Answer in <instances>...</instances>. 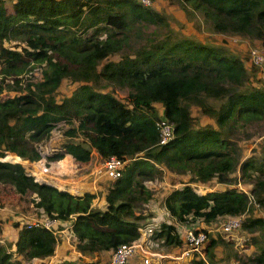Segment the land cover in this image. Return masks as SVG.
Instances as JSON below:
<instances>
[{
    "label": "trees",
    "instance_id": "1",
    "mask_svg": "<svg viewBox=\"0 0 264 264\" xmlns=\"http://www.w3.org/2000/svg\"><path fill=\"white\" fill-rule=\"evenodd\" d=\"M178 1L184 11L201 15L209 33L217 37L215 42L180 35L154 5L146 7L138 0H0L1 91H15L0 99V158L13 153L39 160L35 143L47 140L64 122L65 134L81 133L101 160H127L121 175L110 179L103 208L92 206L93 193L77 196L38 183L21 163L0 161V182L11 184L21 196L35 193L33 206L39 217L69 222L76 248L85 257L111 252L149 226L154 228L152 240L179 246L181 225H209L244 214L241 229L258 252L238 258V263L264 264V245L257 240L264 229V155L241 161L232 140L239 127L264 123V69L251 61L248 50L225 39L236 37L263 48L264 0ZM140 25L165 32L132 47ZM35 68L41 73L39 80L32 77ZM64 79L77 86L57 99ZM103 82L126 89V98L104 91ZM202 117L209 121L201 124ZM160 120L173 125V137L162 145ZM63 150L75 161L90 160L82 144L67 142ZM34 166L38 180L66 187L46 174L42 160ZM164 169L189 178L165 195V213L157 220L149 213L152 190L145 181L160 179ZM238 179L259 204L253 213L247 194L227 186ZM211 182L226 186L204 194L191 186ZM67 189L75 194L87 190L72 184ZM13 227L14 241L0 224V264H24L22 260L53 254L58 243L53 231L27 222ZM217 243L212 239L205 250L210 264H222L213 250ZM194 264L205 263L198 257Z\"/></svg>",
    "mask_w": 264,
    "mask_h": 264
},
{
    "label": "rangeland",
    "instance_id": "2",
    "mask_svg": "<svg viewBox=\"0 0 264 264\" xmlns=\"http://www.w3.org/2000/svg\"><path fill=\"white\" fill-rule=\"evenodd\" d=\"M152 6L155 7L160 13H162L166 17V20L170 24L172 29H174L177 33H180V35L196 37L198 36L203 37L205 41L215 42L214 40L217 37L212 36V34L209 33V27L203 22L201 15H199L198 13L189 14L187 11H184L182 4L178 0H153ZM135 30H137V26L134 28L133 32ZM164 32L165 29H160L153 25H140L137 32V34H139V38L136 39V35H134L133 41L135 42H133L132 47H136L138 44L146 42V40H152L154 38L161 37ZM249 46L260 48L259 45L254 42L249 43ZM114 58H116V56L111 57V59ZM104 63L105 60H102L98 68L100 69ZM32 77L35 80L41 79V73L37 68H35V70L33 69ZM76 86L77 83H71L69 80L64 79L58 89L57 99H61L64 96H69L72 91L76 88ZM101 88L104 89V91H112L114 95L117 98H120L121 100H124L126 98V89H122L113 85H108L106 84V82H103V84H101ZM4 90L5 91H3L2 95L0 96V99L12 97L15 94V91L12 89L10 90L9 88H5ZM159 113H161V108L159 109ZM198 116L199 115L197 114V117ZM207 121L209 120L205 117H202L200 119L201 124ZM67 129L68 126L64 122H61L57 124V126L51 131L47 140H42L40 142L35 143V147L40 153V159L37 161L31 162L13 153H8L5 157L0 159L7 160L9 159L7 158L8 156H17L18 159L14 160L21 163L25 168V171L33 175L34 178H36V168L34 164L42 160L44 168L46 169V174L51 175L62 183H65L66 187L68 184H72L81 188L86 187V189H88L86 191H89L90 187H94L96 190L95 195L100 196L102 192L105 191V188L110 185L111 182L104 174V170L102 168V160L99 157L96 161H94L95 154L93 152H95V150L92 151L89 141L81 133L76 132L75 136H67L65 134V131ZM236 132H238V134L234 136L232 140L239 147L238 152L240 154L241 161L251 156L261 157L264 155L263 122L258 124H249L246 126H241L237 129ZM67 142H74L84 145L89 151L90 160L92 159L91 162H89V160L86 163H79L77 161H74L73 159L67 160L66 158L69 156L65 154L63 150V144ZM58 153H62L63 156L59 159L54 158L53 156ZM64 157L66 158L62 160ZM60 160H62V162H58ZM234 174L236 175V177L240 176L239 170L237 169ZM187 177L188 176H178L177 174H174L164 169L163 176L160 179L153 181H145V185L152 190L151 208L149 209V213L151 212L152 214L151 217H154L156 214L161 216L162 213H165L162 212V199L171 190L180 187L182 183L188 181L187 179L189 177ZM237 182H240L241 185L244 186V181L241 182L240 179H238ZM237 182H235L234 184H227V186L238 188ZM216 184V182H211L208 184L209 186L205 185L204 187L214 188ZM220 186L223 187L224 184H220ZM202 190H206V188H203ZM34 200H36L35 194L27 192L25 195L20 196L15 192L14 187L11 184L0 182V224L4 223L6 234L12 232L14 228V223H32L34 221L44 219L37 215L34 210V207L33 210L31 209L29 203H33L34 205ZM95 207L98 208L97 206ZM252 210L253 209L250 210L251 213H253ZM33 213L35 215H33ZM215 224L216 223H214L213 225ZM240 231L243 232L245 236V241L243 245L246 246L245 248L251 249L249 254L244 252L242 254H238L236 252V249L232 248V240L226 239L218 231H213L209 233V240L213 239L218 241L215 246H220L222 248L223 254H225V257H227V259L232 257L238 261V258L243 259L258 252V247H255L256 244L254 243V240L248 239L250 236L249 233L243 229H241ZM263 233L264 229H261L257 237L258 243L261 245H264ZM13 237V235H8L9 240H13ZM57 239L58 243L60 244L62 239L60 238V236H57ZM1 242H3V240H1ZM209 244L210 243L208 242L204 246V248L206 247L207 249V246ZM72 260L64 262L70 263L72 262ZM22 261L24 262V264L29 263L25 260ZM74 261L78 263L82 262V260L79 259H74ZM225 264H228V261Z\"/></svg>",
    "mask_w": 264,
    "mask_h": 264
},
{
    "label": "built area",
    "instance_id": "3",
    "mask_svg": "<svg viewBox=\"0 0 264 264\" xmlns=\"http://www.w3.org/2000/svg\"><path fill=\"white\" fill-rule=\"evenodd\" d=\"M143 6L150 7L152 6L153 0H138ZM249 55L251 61L264 69V47H252L249 50ZM3 91H1V82H0V96ZM159 130V144L167 143L173 137V125L160 120L157 123ZM127 160L119 158L117 156H110L109 158L102 160V168L104 174L108 179H115L119 177L122 173V169ZM193 189L197 192H203V186L192 185ZM237 189L248 196L249 206L253 210L259 208V204L254 202L253 196L249 191L241 185L240 182H237ZM264 218V211L262 213ZM244 214L240 216L228 217L212 227L207 225L200 224L193 226H181L182 227V243L178 246L180 247L177 253L163 254L160 250L156 248L159 247L157 241L151 239V235L154 231L153 226H149L143 229L138 238L132 240L129 243H123L117 246L114 250L110 252L109 260L106 264H128L129 260L134 258V256L139 255L141 259V264H162L160 260L164 259L166 262L171 261L176 264H194V259L201 257L205 264H209L205 259L204 245L208 240L209 233L213 231L220 232L226 239H233L235 233L240 230L241 223L243 220ZM34 226H42L47 230L53 231L56 235L61 234V230L56 228L58 222L56 219L45 218L42 220H37L30 223ZM67 230V229H66ZM180 262V263H179ZM164 264H167L164 262Z\"/></svg>",
    "mask_w": 264,
    "mask_h": 264
},
{
    "label": "crops",
    "instance_id": "4",
    "mask_svg": "<svg viewBox=\"0 0 264 264\" xmlns=\"http://www.w3.org/2000/svg\"><path fill=\"white\" fill-rule=\"evenodd\" d=\"M222 37H223L222 35L219 36V38H222ZM225 39L228 41V44H230L231 46L242 47L243 49H246L248 51L250 50V48H252L251 46H249V44H247L245 41H243V40H241L239 38L226 36ZM91 148H92V151L95 150L92 146H91ZM93 153L95 154L94 161H96L100 156L98 155V153L96 151L93 152ZM67 155H69V154H67ZM69 156L71 157V159H67V160H72V159L74 160V158L71 155H69ZM66 157H64L62 160H64ZM62 160H60L58 162H61ZM91 160L89 162H91ZM79 163H86V162H79ZM192 184L199 185V183H192ZM199 186H204V185L200 184ZM225 186L226 185L221 187L220 183H217L214 188H221L222 189ZM206 188L209 189L208 187H206ZM106 189L107 188H105V191H103L100 196L99 195H95V198L92 200V206L93 207L97 206L98 208H103L106 205V200H105ZM86 192L95 194L96 190H95L94 187H90L89 191L84 190V191H82L81 194L83 195ZM33 194H35V193H33ZM29 204L31 206V209L33 210V207H34L33 203H29ZM162 212H164V208H163ZM33 215H35V214L33 213ZM163 215H164V213H162L161 216L156 214L155 217H156L157 220H160V219L162 220L163 219ZM164 221H167V220H164ZM68 223L69 222H59L60 225H63V226H61L63 228L61 229V234H60V238L62 239V241H61L60 244L57 243V245L55 247V250H54V252H53V254L51 256H48V257L43 258V259L33 258L31 261H27L29 263H26V264H66V262H64V261H69V260H72V259H73L72 261H74V259L75 260L81 259L84 262L92 261V262H98L99 264H106L108 262V260H109L110 252L94 253L90 257H85L84 255H82L77 250L76 245L78 243V240L72 234V232L69 231V229L66 230V227L69 226ZM201 224H204V223L202 222ZM201 224H200V227H201ZM181 226H183V225H181ZM212 226H214V225L213 224L208 225V227H212ZM5 234H6V232H5ZM6 235L7 236L8 235H13L14 237H13L12 241H14L15 237H16V231L13 230L12 232H10L9 234H6ZM208 237H209V235H208ZM244 237L245 236H244L243 232H241V231L236 232L235 235H234V238L231 239L232 240L231 242L233 244L232 248H235L236 252H237V250H240L241 254L243 252L249 254L251 249L250 248H245L246 246L243 245V243L245 241ZM211 240L212 239L209 240V238H208L206 244L208 242L210 243ZM158 245H159V247H157L156 249L160 250L163 254L177 253V251L180 248L178 246H172V245H164V246H162L159 243H158ZM14 249H15V247L13 246L12 250H14ZM205 250H206V247L204 248V251ZM214 254L217 256L216 259H218L222 264L227 263V261H228V264H239L238 261L235 258L231 257V258L227 259V257H225V254H223V250H222V248L220 246H214ZM164 262L167 263V264H174L171 261L166 262L165 259H164ZM164 262H163V260H160V263L164 264ZM128 264H141V259H140L139 255H136V256H134V258L129 260Z\"/></svg>",
    "mask_w": 264,
    "mask_h": 264
},
{
    "label": "clouds",
    "instance_id": "5",
    "mask_svg": "<svg viewBox=\"0 0 264 264\" xmlns=\"http://www.w3.org/2000/svg\"><path fill=\"white\" fill-rule=\"evenodd\" d=\"M2 160H3V159H0V161H2ZM35 180H36V178H35ZM109 180H110V179H109ZM192 185H193V184H191V186H192ZM195 185H196V184H195ZM64 188H67V187H64ZM192 188H193V187H192ZM203 188H206V187L203 186ZM234 188H235V187H234ZM211 189L213 190V188H211ZM211 189H210V188H209V189L206 188V190H203V192H207L208 190H211ZM236 189H237V188H236ZM193 190H194V189H193ZM201 190H202V188H201ZM212 190H211V191H212ZM194 191H195V190H194ZM237 191H239V190L237 189ZM195 192H196V191H195ZM203 192H200V193H197V192H196V193H197V194H204ZM249 193H250V192H249ZM72 194L76 195L75 193H72ZM77 196H78V195H77ZM36 201H37V200H36ZM249 208H252V207L250 206ZM252 209H253V208H252ZM253 211H254V210H253ZM57 222H58V224H57L56 228H59V227H58V225H59V221H57ZM200 223H202V222H200ZM200 223H199V224H200ZM199 224H196V225H199ZM204 224H205V223H204ZM213 224H214V223H213ZM68 225H69V226H67L66 229H67V230L69 229V231H70V227H71V226H70V224H68ZM205 225H206V224H205ZM209 225H211V224H209ZM207 226H208V225H207ZM40 227H42V226H40ZM62 228H63V227H62ZM62 228H61V229H62ZM61 229H59V230H61ZM240 230H241V228H240ZM240 230H238V231H240ZM238 231H237V232H238ZM58 236H60V234H59ZM237 253H238V254H241V251H240V250H237ZM193 262H194V261H193ZM207 262H208V261H207ZM208 263H209V262H208ZM209 264H210V263H209Z\"/></svg>",
    "mask_w": 264,
    "mask_h": 264
},
{
    "label": "water",
    "instance_id": "6",
    "mask_svg": "<svg viewBox=\"0 0 264 264\" xmlns=\"http://www.w3.org/2000/svg\"><path fill=\"white\" fill-rule=\"evenodd\" d=\"M17 159H18V157H17ZM2 161H9V162H13V163H19L18 161H16V160H14V159H3ZM35 181H37L38 183H41V184H47V185H50V186H53V187H55V188H57V189H59V190H64V191H67V192H70V191H68V189H66V188H59V187H57V186H55V185H53V184H51V183H49V182H47V181H43V180H38V179H36ZM71 193V192H70ZM72 194V193H71ZM76 195H78V196H80V195H82V194H76ZM35 196L37 197V195L35 194ZM37 200H38V197L36 198Z\"/></svg>",
    "mask_w": 264,
    "mask_h": 264
}]
</instances>
